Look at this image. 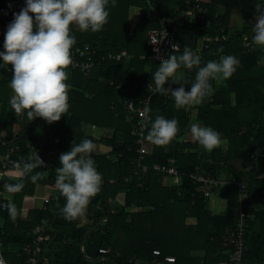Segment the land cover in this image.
I'll return each instance as SVG.
<instances>
[{
	"label": "trees",
	"instance_id": "trees-1",
	"mask_svg": "<svg viewBox=\"0 0 264 264\" xmlns=\"http://www.w3.org/2000/svg\"><path fill=\"white\" fill-rule=\"evenodd\" d=\"M200 2L211 14L209 29L193 16L189 0H117L102 30L74 29L77 42L72 52L90 44L97 65L88 75L68 66L70 108L52 124L40 117L30 121L26 114H17L12 109L11 65L7 75L0 68V160L11 144L18 147L11 166L14 180L8 185L22 184L19 191H9L7 195V200L12 201L13 215L9 208L4 210L0 206V215L5 219V226L0 230L8 246L7 260L26 264L23 248L32 242L30 230L48 221L51 239L41 255V264H93L92 260L101 256L103 247L111 249L107 256L116 264H133L135 257L150 264L161 262L167 255L175 256L177 264H219L223 260L233 264L232 253L223 246V240L227 230L238 222L239 188L235 184L222 187L228 208L213 214L203 191L193 196L196 187L190 174L201 171L221 180H239L245 174L244 169L257 157L247 192L264 205V51L247 54L238 36L212 43L199 54L202 65L228 54L240 61L231 78L211 82L213 94L187 109H177L170 92L167 95L154 92L151 96L152 120L158 115L175 118L179 131L167 145L149 141V154L143 162L148 165L173 163L185 175L171 185L166 183L164 174L150 171L144 185L139 186L137 149L140 144L133 134L135 125L127 121V111L118 104L120 99L139 100L150 95L145 85L152 83V73L159 64L142 59L151 54L149 30L161 29L165 24L173 28L172 34L180 43V50L175 54L179 55L185 46L195 51L207 34L229 33L234 29L231 26L234 10L247 17L256 16L257 4L264 3L263 0ZM18 5L25 6V0H0V50H3L7 25ZM219 6L225 7L222 15H217ZM131 7L142 9L138 24L129 19ZM240 33L254 32L253 28H245L237 34L240 36ZM122 51H127L131 57L121 56ZM148 64L151 65L149 71L146 70ZM196 71L195 67L192 70L181 67L177 71L176 75L186 83V90L194 82ZM181 84L169 79L165 87L178 88ZM115 102L117 106L113 108ZM194 110L197 111L195 120L192 119ZM198 122L222 134L219 147L206 151L194 140H185L191 124ZM91 127L108 129L112 134L98 138L90 133ZM85 138L95 143L92 156L102 175V184L83 215L66 219L61 211L65 198L55 185L56 168L59 156L70 150L73 142L80 143ZM100 143L110 150L97 152ZM33 144L40 145L44 151L39 157L48 168L46 175L34 168L27 174L23 172V165L33 161L30 159ZM49 151L52 154H48ZM120 154L123 158L114 162ZM36 173L42 179L33 183L30 176ZM38 185L53 188L57 194L49 198L44 208L30 209L25 217L24 205L34 200ZM120 193L126 195L125 204L116 202ZM2 196L5 195L2 193ZM134 205L153 209L135 212L132 211ZM252 211L255 218L247 230L248 251L244 260L245 264H264V207ZM155 249L161 250L162 256H155ZM197 251L204 255L194 257Z\"/></svg>",
	"mask_w": 264,
	"mask_h": 264
},
{
	"label": "clouds",
	"instance_id": "clouds-1",
	"mask_svg": "<svg viewBox=\"0 0 264 264\" xmlns=\"http://www.w3.org/2000/svg\"><path fill=\"white\" fill-rule=\"evenodd\" d=\"M116 4L117 0H25V6L13 13L14 18L4 34L3 50H0L3 61L0 66L7 68L11 65L9 87L13 95L10 104L17 114H26L30 121L40 117L49 124L67 114L70 84L66 69L72 63V48L77 42L73 30H102ZM256 7L258 14L253 24L252 43L264 48V3ZM172 48L174 54L161 59L158 69L152 73L149 87L150 91L164 95L170 92L177 109L201 104L214 92L211 82L231 78L240 64L235 55L228 54L202 65L198 51L185 46L183 52L176 55L179 45ZM181 67L197 68L189 90L176 75ZM169 79L183 84L178 88H166ZM178 123L175 118L158 115L151 121L146 139L156 145H167L179 131ZM190 133L206 151H212L222 143V134L210 126L193 123ZM94 150L93 140L85 138L80 143L73 142L70 150L59 156L55 185L65 198L61 211L66 219L83 215L90 200L100 191L102 175L92 156ZM44 163L38 155L31 163L23 165V172L27 174L33 167H41ZM30 179L35 183L42 177L36 173ZM5 187L9 191H19L22 184ZM13 212L10 206V215Z\"/></svg>",
	"mask_w": 264,
	"mask_h": 264
},
{
	"label": "built area",
	"instance_id": "built-area-1",
	"mask_svg": "<svg viewBox=\"0 0 264 264\" xmlns=\"http://www.w3.org/2000/svg\"><path fill=\"white\" fill-rule=\"evenodd\" d=\"M191 10L193 16L205 23V29H209L211 26V14L207 7L203 6L200 0L190 1ZM23 6L18 5L17 11L19 12ZM35 31V28H34ZM238 31L232 29L229 33L216 34V35H205L201 42L198 44L195 51H198L200 54L204 49H208L212 43L216 42H225L231 40L233 37L238 36L242 46L247 54H252L258 51H264V48H259L252 43V36L254 33H240V36L237 34ZM148 45L151 49V54L148 56H142V59L151 60L161 63V59H166L173 52V45H179L180 43L174 38L172 32L166 27L163 26L161 29H151L147 34ZM156 41L157 43H153ZM158 49V51H157ZM121 56L130 58L131 56L127 51H122ZM115 58V56H112ZM97 62L90 44L86 43L82 46L77 47L72 52V63L69 65L71 69H76L81 71L83 74L88 75L96 67ZM146 88L150 91V84L145 85ZM154 94V91H150V95L146 98L139 100H130V99H120L118 104L121 105L128 113V120L130 123L135 125L133 134L136 136L138 143L140 144L137 149L139 158L137 161L138 175H139V186L144 185V178L150 171H156L164 174L166 179H172L173 182H177L185 174L178 170V168L173 164L161 165L153 164L148 165L143 162L145 156L149 154V141L146 139L147 132L152 121L151 115V96ZM117 102L113 104V108H116ZM147 109V111H146ZM18 147L15 144H11L3 157L0 160V206L6 210L11 206V201L7 200V196H2L3 187L6 184L14 180L11 173V166L14 164L13 155ZM31 154L30 159L34 160L44 153L40 145L33 144L31 145ZM48 154H52V151H49ZM123 158L122 154L117 155L114 158V162H118ZM257 163V157H254L253 161L249 166L244 169L245 174L241 179L230 178L226 180H221L212 175H206L205 173L199 171L190 174V178L195 185V193L198 191H203L206 197H209L211 192L214 189L224 187L226 185L235 184L239 188V201H238V222L234 228L227 230V233L223 240V246L231 251V262L233 264H245V254L248 251L247 246V230L250 225V222L255 218V211H252L249 207V200L251 196L248 194L247 189L250 181V174L253 172L254 167ZM126 181H129V178H126ZM181 194V192H179ZM125 195V193H124ZM126 196V195H125ZM120 204H125V202L117 201ZM153 207H145L134 205L132 211L135 212H145ZM48 221L35 225L30 230V235L32 237V242L24 246L23 252L26 257V264H41V255L45 250L46 244L50 241L51 236L48 233ZM4 232L0 230V264H14L13 262L7 260L5 253L7 251V245L5 243ZM82 250H84V244L82 245ZM111 253L110 248L103 247L100 249L101 256L98 259H93V264H116L113 261L109 260L108 254ZM153 254L157 257L162 256V251L155 249ZM133 264H139L136 258L132 260ZM131 261V262H132ZM162 264H177V259L173 255H167L161 261Z\"/></svg>",
	"mask_w": 264,
	"mask_h": 264
},
{
	"label": "crops",
	"instance_id": "crops-1",
	"mask_svg": "<svg viewBox=\"0 0 264 264\" xmlns=\"http://www.w3.org/2000/svg\"><path fill=\"white\" fill-rule=\"evenodd\" d=\"M264 1V0H263ZM225 12V7L224 6H219L217 9V15H222ZM141 13H142V9L139 7H131L130 9V21L133 24H138L139 22H141ZM240 16V14L238 12H234L233 13V17L231 19V26L232 28H234L237 31H242V29L245 30V28H253V25L249 26V25H244L243 27H241L242 29H237L239 26L238 24H240V21H238V23L235 24V18L234 16ZM239 19V17H237V20ZM165 26L167 27L168 25L165 24ZM169 27V26H168ZM171 28V27H170ZM2 64V63H1ZM1 70H5V74L7 75V72L9 70V66L6 68L4 66H0ZM151 69V65L148 64L146 67V70L149 71ZM121 87V86H119ZM195 111V112H194ZM193 111L192 114V119H196V115L195 113L197 112L196 110ZM127 121L129 122L128 118ZM199 123V122H198ZM105 132H107L108 134L110 133V135H103L104 137L106 136H111L112 131L108 130V129H103V128H98V127H91L90 129V133L97 136L98 138L102 137L99 136V134H104ZM185 140H193L191 133L189 131V133H187V135L185 136ZM110 150V148H108L107 146L103 145V144H98L96 151L100 152V153H107ZM35 160V159H34ZM32 161V160H31ZM34 169H37V167H33ZM38 171H40L39 169H37ZM258 175H261V173L259 172ZM166 183H168L169 185L173 184V180L171 179V182L169 180L166 179ZM42 185H38L36 190H35V196H34V200L27 202L24 205V209H23V215L26 217V215L28 214L30 208L31 209H35V208H44L45 207V203L49 200V198L52 195L57 194L56 190H54L53 188L47 187V186H43L46 191L43 193V190L41 191L42 193H40L39 188ZM3 194L4 195H9V190L7 188L3 189ZM251 198L249 200V207L251 210H261L263 209L264 205L262 203V201L257 198L255 195H250ZM38 200H41L42 202H39ZM121 201V202H125V195L124 193H120L117 196V201ZM12 202V201H11ZM208 203H209V209L212 211L213 214H219L221 212H225L228 208V200L222 197V187L221 188H217L215 190H213L210 194V196L208 197ZM45 222V221H44ZM49 225V223H48ZM5 226V219L3 216L0 215V228H3ZM7 250H8V246H7ZM16 251V250H15ZM228 252V251H227ZM204 255V252L202 251H197L193 253L194 257H201ZM136 261L138 260L139 264H146V262L140 260L139 258L135 257ZM13 262V261H12ZM150 264H162L160 261H155L154 263H150ZM219 264H230L227 261H221Z\"/></svg>",
	"mask_w": 264,
	"mask_h": 264
},
{
	"label": "rangeland",
	"instance_id": "rangeland-1",
	"mask_svg": "<svg viewBox=\"0 0 264 264\" xmlns=\"http://www.w3.org/2000/svg\"><path fill=\"white\" fill-rule=\"evenodd\" d=\"M238 12L239 14H240V16H237V15H235L234 16V18H235V24L236 23H238V21H240V24H238V30L239 29H242L241 27H243L244 25H249V26H251V25H253L254 23H255V21H256V17L254 16V15H251V14H249L250 16H244L240 11H238V10H234L233 12H232V14H231V19H232V17H233V13L234 12ZM237 17H239V19L237 20ZM129 19H130V15H129ZM201 42V41H200ZM199 42V43H200ZM195 112V111H194ZM195 115H196V113H195ZM193 120H195V119H193ZM103 136V135H110V133L108 134L107 132H105L104 134H99V136ZM37 169H39L40 171V173L41 174H44V175H46V173H48V168L47 167H45V166H41V167H37ZM167 180H169L170 182H171V179L169 178V179H167ZM39 190H40V193H42L41 191L43 190V193L46 191V189L43 187V185L39 188ZM57 193V192H56ZM39 202H42L41 200H38ZM31 209V208H30Z\"/></svg>",
	"mask_w": 264,
	"mask_h": 264
},
{
	"label": "water",
	"instance_id": "water-1",
	"mask_svg": "<svg viewBox=\"0 0 264 264\" xmlns=\"http://www.w3.org/2000/svg\"><path fill=\"white\" fill-rule=\"evenodd\" d=\"M167 28H168L171 32H173V28H170V27H168V26H167ZM199 124H201V125L204 126V123H202V122H199Z\"/></svg>",
	"mask_w": 264,
	"mask_h": 264
}]
</instances>
